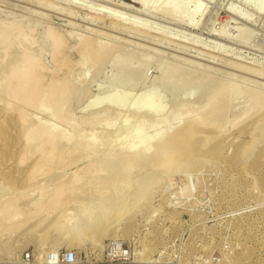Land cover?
<instances>
[{"label":"rangeland","instance_id":"1","mask_svg":"<svg viewBox=\"0 0 264 264\" xmlns=\"http://www.w3.org/2000/svg\"><path fill=\"white\" fill-rule=\"evenodd\" d=\"M248 1L183 0L180 12L177 13L181 18L176 14L175 19L174 16L169 18L162 8L154 12H145L139 5L128 0H40V2L38 0H0V22L4 19L3 23L22 21L29 25L33 24L36 28L33 33L35 39L41 38L40 27L45 28L51 24L50 19L53 18L55 19L53 25L61 31H73L81 36L93 34L100 41L112 45L113 50L111 56H108L110 60L107 58L99 69L88 71L84 81L79 83V87L76 88L77 93L74 92L71 102L69 101L68 108L72 110L64 112L67 115L62 120L51 119L43 114V111L28 110L25 116L27 119L23 125L49 120L55 123L57 121V125L61 123L59 127L66 128L63 129L64 131L71 130V123L79 125L80 129L79 117L90 115L92 111L90 104L95 100L111 94L118 98L125 96L126 102L122 108L109 106L98 113L100 116L109 115L113 118L115 122L111 125L82 124L87 134L94 133L97 138L100 136L111 138L122 131L121 125L128 117L139 116V119L147 117L148 111L145 113V110H142V113L135 105V100L142 93L159 94V102L161 101L163 109L161 118L168 116L165 113L169 114L175 104L181 105L184 101L191 108L187 116L192 115L197 107L204 104L207 91H210L214 83L223 79L237 84L238 89L248 88L251 90L247 91L248 94L260 91L264 96V0H254V3ZM146 2L153 5L157 0H146ZM66 7L76 13L75 18L71 15V18L69 17ZM230 7L237 12L249 15L250 19L245 20L237 14L229 13ZM124 25H127V31L120 29ZM18 44L14 47V53L11 52V55L5 58L0 56V66L3 65L4 60L16 55L18 50L21 51L23 46ZM38 44L36 42L32 44L33 46L30 45L31 49L38 52L42 50L40 53L44 61L51 65L45 47ZM113 45L116 46L113 47ZM114 58H117L118 62ZM172 65L173 71L176 69L174 71L176 76L180 70L177 65L178 67L181 65L182 70L184 67L186 70L190 68V71L186 74L184 72L186 70H181L184 74L180 71L181 76L179 73L176 77L171 69L168 71L170 74L166 70ZM196 70L203 71L199 74L207 72L208 75H213L214 77L207 75L213 81H209L211 85L208 84L207 77L206 82L202 81L201 74L195 73ZM193 71L195 75L197 74L196 77ZM189 72L191 78L188 77ZM170 77L171 79H168ZM194 84L200 87H195ZM128 87L133 89L130 88L128 91ZM128 92L132 95H128ZM244 96L245 94L236 95L235 99L228 101L229 106L227 105L225 109L227 116L223 114L220 119L222 121L219 120L223 134L221 138L218 136L210 142L213 144V149L220 150L222 147L223 156L212 154L191 159L192 161L177 160L171 158L170 152L164 149L167 153L161 150L160 156L153 158L154 161H162L160 157L164 155L162 158L168 159L166 167L162 170L163 173L162 171L155 173L150 169L151 166H145L141 173L139 171V174L130 177L128 185L123 183L122 177L117 175L114 165L112 166L109 162V170L100 172V178L99 175L85 176L88 185L83 182L85 181L83 178L80 181L82 188L75 190V196L70 194L71 196L67 197L65 194L67 198L64 197V200L59 201L55 209L48 214L43 210H37L36 213V208L33 209L34 205L27 208L26 204L39 198L36 193L41 186L45 189L50 188L49 186L56 182L54 180L56 174L67 181L73 178L72 171L81 163L69 161L66 165H62L57 160H53L55 163L52 161L50 166L44 169L45 172L42 169L30 175V166L37 156L33 154L34 152L27 151L24 157L28 158L22 163L19 162L18 156L21 155L24 144L20 137V133L22 134L24 130L23 125L19 126L7 113L4 114L0 110V138L3 139L0 140V196L8 194L6 186L8 190L9 188L11 190L10 196L13 194L20 196L17 212L12 213L11 222L15 220L17 222H13L14 224L4 222L3 217L9 212H4L5 204L1 203L0 197V218L2 219H0V264H65L62 255L67 250L75 254L73 264H264V154L259 155L260 152L264 153V122L257 123L258 126L253 128L254 132L251 129L253 134L251 132L240 134V136L237 134L238 128L244 125L250 128L258 118L256 110L259 103L257 106L251 104L252 101ZM4 118H7V125L2 124ZM159 118L157 123L160 125L156 127H159L160 133L166 132L168 128L161 125L162 120ZM252 137L254 143L252 142L251 151L247 152L248 155L251 154V157L246 155L242 158L247 161H244V164L246 162L244 166L241 157L238 156V150L242 142L241 145L248 143L252 141ZM219 140L221 142L215 144ZM62 144L60 147H63ZM69 144L64 147H68ZM98 147L99 150L104 149L96 151L99 154L98 157L104 156L102 155L104 152L111 151V148L103 143ZM153 147L152 141L147 140L139 150L150 151ZM157 158L160 159L157 160ZM181 161L182 163H179ZM51 166L55 167L54 171ZM102 177L106 178H103L106 183ZM46 178L47 180H44ZM48 178H51V184ZM141 179L143 184L139 182ZM146 180L148 185L145 183ZM94 181L97 182L94 183ZM101 181L103 184L99 183ZM118 185L121 187L119 190ZM137 189L142 192H135ZM92 200L97 203L94 201L92 208L78 218L86 207L84 205ZM119 200L128 203V212L124 213V219L120 218L117 225L109 227L108 233L114 235V238L98 237L96 232L88 233V231L82 238L72 236L70 231L73 227L74 229L79 227L78 222L80 220L83 222L85 216L89 217L85 221L91 222L92 214L96 217L109 214L111 209L118 206ZM32 211L35 213L32 214ZM119 211L122 212V209ZM16 214L19 215L15 216ZM63 214L67 218V225L60 222L59 218ZM116 215L120 214L118 215L117 212ZM112 246L116 247L114 256L110 250ZM26 254L29 256L28 259H25Z\"/></svg>","mask_w":264,"mask_h":264},{"label":"bare ground","instance_id":"2","mask_svg":"<svg viewBox=\"0 0 264 264\" xmlns=\"http://www.w3.org/2000/svg\"><path fill=\"white\" fill-rule=\"evenodd\" d=\"M38 1L40 2V0H38ZM128 1L139 5V7L142 8L143 10H145V12L146 11L154 12L157 9L162 8L165 10V12L169 18H172L174 16L175 19H176V14L178 12H180V5L183 2V0H157V2H155V4L149 5L148 2H146V0H128ZM253 1L254 0H249L248 2L254 3L255 1L254 2ZM42 3H44V2H42ZM122 4H124V3H122ZM49 6H50V4H49ZM44 8H46V7H44ZM47 9H49V8H47ZM228 12L231 14H235V15L237 14L245 20L250 19L249 15H247L243 12H237V10L233 9V7L232 8L230 7ZM60 13L61 12H59V14ZM66 13H68L69 17L71 15V16H73V18H75L76 13L71 12L70 9L67 8ZM177 15L180 17L179 14H177ZM91 16H93V15H91ZM99 16H100V14H99ZM50 20H51L50 21L51 24L47 25L45 28L40 27V33H41L40 39H35L33 37L34 31H36V28H34L35 26L33 24L29 25L26 22L14 21V20H13L14 22H11V23H3L2 21L0 22V56L2 58L3 57L5 58V56L11 55V52L14 53L13 52L15 49L14 47L18 43H19L18 45L22 44V46H23L21 51L18 50V52H16V55L10 57L9 59L7 58L8 60L3 59L5 62L3 61V65L0 66L1 71L3 69V72L0 71V73H1L0 74V99H1L0 110L4 114L7 113L10 116V119H13L15 121V123H17L19 126L23 125L25 123V121L27 119L25 116L28 113L27 112L28 110L41 111V112L43 111V114H45L46 116H49L51 119L52 118L54 120L57 119L58 121L62 120L63 117L67 115V114L65 115L64 112H66V111L69 112L72 110V108H68L69 101H70L71 97L74 95V92H76V90H77L76 88L79 87L78 86L79 83L83 79L86 78L85 76L88 73V71L99 69L105 63L108 56H111L110 55L111 52H113L112 47H111L112 45L110 46V45L106 44V42L104 43V42L100 41L97 36H95L93 34H91L90 36L89 35L81 36L79 34L74 33L73 31H61L58 27L53 25L55 23L54 22L55 19L52 18ZM118 22H119V19H118ZM133 22H135V21H133ZM126 24H129V23H126ZM115 27H116V25H115ZM138 28H139V26H138ZM120 29L127 31L128 28H127V25H124ZM135 31H137V29H135ZM163 35H164V33H163ZM36 42H38L40 44V46L45 47V49H46V51L50 57L49 59L51 61V65L44 61V57L42 56V53H40L42 50L40 52H38V51L31 49L30 45H32ZM109 44H111V43H109ZM20 46H18V47H20ZM115 46L113 45V47H115ZM117 46H119V45H117ZM108 59L110 60V58H108ZM114 60L116 62H118L117 58H114ZM120 61H121V59H120ZM119 64L122 65V63H119ZM123 64H125V63H123ZM118 66H120V65H118ZM173 67L174 66L172 65V67L167 68L166 69L167 72L170 69L173 71V69H172ZM180 67H181V65H180ZM180 67H178V65H177L178 70L180 69L179 70L180 74L177 73V76H178V74H179V76H181V72L186 70L185 67H184V70H182ZM192 69L194 70V68H192ZM166 70H164V71L166 72ZM174 71H173V73L172 72L171 73L175 74V76H176V73H174ZM187 71H190V68H188V70H186L184 72H186V74H187L188 73ZM196 71L197 72H195V73H197V74H199V72H203V71L198 72V70H196ZM92 72H94V71H92ZM167 72L165 73L166 75H167ZM258 72H261V71H258ZM122 73H124V72H122ZM193 74H194V71H193ZM256 74H258V73H256ZM196 75H195V77H196ZM207 75H208L207 72L202 73L200 76V79L202 81L205 80L204 82H206V79L208 78V76L210 74L208 76ZM260 75L262 76L263 74H260ZM210 76L212 77L213 75H210ZM188 77H190V72H189ZM190 78H188V79H190ZM168 79H171V77ZM172 79L174 80L173 77H172ZM196 79H198V77ZM210 79L211 78L209 77L207 81L213 82ZM193 80H195V79L193 78ZM223 80H221L219 82L217 81L216 83H214V85L212 83L214 88L211 86L213 89L211 88L212 90L210 89V91H207L208 92L207 97H206L207 99L205 98L204 104L203 105L201 104L200 107H197V110L194 111L195 113H193L190 116H187V113L189 112V110L191 108L183 100L184 103H182L181 105L175 104L174 107L172 108V110L169 109L170 110L169 114L165 113L168 116L164 115L166 117L161 118L163 116L161 114L163 109H162V106L160 104L161 101L159 102V96H158L159 94L158 95H156V94L147 95V94L141 92L142 94L141 95L139 94L137 99L135 100V105L137 106V109H140L141 111L145 110V113H146V111H148V114H146L147 117L144 116L143 119H139V116L138 117L133 116L132 118L128 117L126 120H124L123 124L121 125L122 131L117 133L115 136H113L111 138H108L107 136L102 138V136H100L102 138L100 140V139H98L100 137L97 138V136L94 133L87 134L86 132H84L82 124L90 125V126L98 124V123L99 124L102 123L104 125H109V124L111 125L112 123L115 122V120L113 118L109 117V115H105V116L101 115L100 116V115H98V113L100 111L104 110L105 108L107 109L109 106L112 108L113 107L117 108V109H120V107L122 108L126 102L125 96L118 98L112 94L111 95L109 94L110 96H108V97L105 96V97H102L100 99L95 100L93 103L90 104L91 110H92V111H90L91 113H89L90 115L87 116V115L82 114L83 116L79 117L81 119V121L79 122L80 123V129L78 128L79 125H76L75 123H71L70 124L71 128L68 127L71 130L70 129H69L70 131L65 130L66 131L65 132L63 129H66V128L61 129V126L59 127V125L61 123L59 125H57L56 124L57 121L55 123V122H52L49 120H46L44 122H40L41 120L35 121V124H31V125L29 124L30 126L27 125L29 127L23 125L24 130L22 131V134L20 133V131H19V133H20V137H21L24 144L22 145V149L20 152L21 155L18 156V157H20V159L18 158L20 161L18 159L17 160L21 163L24 162V159L28 158L27 156H26L27 158L24 157L26 155L27 151L34 152L33 154H36L37 157L29 169L30 175L38 173L42 169H43V172H45L44 169H47L53 160H57L58 163L62 164V165L63 164L66 165V163L69 161L71 163H75V162L81 163V164H78L75 166V169L72 171V174L70 173L71 176L73 177V178L69 177V178H71L70 180L67 181L65 178H62L61 175L56 174L54 177V180H56V182L52 183V185L49 186L50 188L47 187L48 189L47 188L45 189V188H43V186H41L40 187L41 189L40 190L38 189V191L36 193L39 196V198H35L33 201H30L29 203H27L26 204L27 208H30L31 205L32 206L34 205L33 209L36 208V213H37V210H39V211L43 210V211L47 212V214L52 212L55 209V207L57 206V204L59 203V201H61L64 197L66 199L68 196L74 195L76 193L75 190L78 191V189L82 188L80 185V181L85 176L87 177V175L90 174L91 176L94 175V177H96V175H99V178H100V174H99L100 172H103V171L105 172L106 170H109V168H108L109 162L111 163L112 166L114 165L113 168H114V170H116L117 175L118 176L120 175L122 177L123 183L128 185L127 183L129 181L130 177L133 176L134 174H139V171L141 173L142 169L145 166H148V165L151 166L150 169H152L155 173H156V171H157V173L159 171H162L166 167V165L168 163V159H166V158L163 159L162 157L164 155H162V157H160L162 159V161L159 160L160 158L159 159L157 158V160H159V161H154V160L156 159L155 157L157 155L160 156V154H159L160 151L164 150V149L167 150V152L168 151L170 152L169 155L171 158H174L177 160L198 159L200 157L209 156L212 154H218L220 156V154H222V151H221L222 147H220V150L213 149V144H210V142L214 138L215 139H216V137L218 138V136L221 138V135L223 134L222 133L223 129H221V125L219 123V120L221 119L223 114H225V109H226V106L228 105V103L231 102L233 99H235L236 95H242L243 96L245 94V96L249 100L252 101V102L250 101L251 104L253 103V104H256V106H257L259 103L258 109L256 110V112L258 113V115H257L258 118L254 121L255 124L253 126H251L250 128H248L245 125L238 128L237 134L239 136H240V134H243V133L250 134L251 129L253 131V128H255L257 123L264 122V96L260 93V91H258V92L254 91V92H251L248 94L247 91H249V92L251 91L248 88H247L248 90L245 89L246 87L238 89L236 87L237 84L231 83V82L225 81V80L223 81ZM86 81H88V80H86ZM176 82H177V78H176ZM192 82L190 83L191 85H192ZM195 82H196V80H195ZM185 84H186V82H185ZM208 84L211 85L210 82ZM205 85H206V83H205ZM193 86H195V84ZM195 87L199 88L200 85H197ZM206 87H208V86H206ZM130 88L128 91H130ZM131 89H133V88H131ZM126 90H127V87H126ZM207 90H209V89H207ZM85 92L87 93V91H85ZM118 92H120V91H118ZM123 92H125V91H123ZM114 93L115 92H113V94ZM84 94H82V95L84 96ZM102 94H104V93H102ZM127 94L129 95L130 93L128 92ZM87 95H88V93H87ZM130 95H132V93ZM91 101H93V99H91ZM243 101H245V100H243ZM246 101H247V99H246ZM256 106H255V108H256ZM227 108H229V107H227ZM143 111H142V113H143ZM136 113H141V112L137 111ZM160 114H161V117H160ZM225 115L227 116V114H225ZM142 117H140V118H142ZM159 117L162 120L161 125H164L165 128H168L166 132L160 133L159 129H158L159 127H156V126L160 125L159 123H157V120ZM38 119H40V118H38ZM47 119H48V117H47ZM6 121H7V118H4L2 120V124L7 125ZM220 121H222V120H220ZM9 122H10V120H9ZM70 122H73V121H70ZM85 125H84V128L86 127ZM129 128H130V130H127ZM225 129H226V127H225ZM253 132H251V133L253 134ZM0 135H1V133H0ZM238 135H236V137H238ZM223 138H224V136H223ZM247 139H249V138H247ZM250 139H251V136H250ZM0 140H3L2 137L0 138ZM147 140L152 141V143L154 144L153 149L150 151L139 150L141 145ZM220 140L217 141L215 144H217L218 142H221ZM226 140H228V138H226ZM252 142L254 143V138L252 139V141H249L248 143L245 142V144L241 145L243 143L242 142L240 144V147H239L240 150H238L239 152L238 151L237 152L239 154L238 156H240L241 159L245 158L246 155L248 157H251L250 156L251 154L248 155L247 152L249 153L251 145L253 144ZM62 143H64V145ZM102 143L105 144L106 146L110 147L111 151L109 150V153H108V151L106 153L104 152L105 154L103 152H102L103 154L101 152H99L100 154H102L104 156L98 157L97 155H99V154H97L96 151L98 152V150H99L98 145H102ZM61 144L63 145V147L65 145H68V144H69V146L63 148V147H60ZM219 145L221 146V144H219ZM95 146H97L98 149ZM70 150H72V151H70ZM103 150L104 149H102L101 151H103ZM74 151L76 152L75 154H74ZM167 152L165 151V153H167ZM263 154H264L263 152L259 153L260 156H262ZM165 156H167V155H165ZM222 156H223V154H222ZM153 158H155V159L153 160ZM261 158L262 157H260V159ZM202 159H206V158H202ZM242 161L244 164V161H246V160L242 159ZM246 162H245V164H246ZM179 163H182V161ZM171 164H172V162H171ZM238 164H240V163H238ZM245 164H244V166H245ZM62 165H60V166H62ZM58 166H57V170H58ZM52 168L54 171L55 167H52ZM52 168H50V169H52ZM59 169H61V167ZM48 172H51V171H48ZM48 172H47V174H48ZM112 172H114V171H112ZM162 173H163V171H162ZM64 174H65V172H64ZM113 175H115V174L113 173ZM110 176H112V175H110ZM150 176H152V175H150ZM51 178L53 179V177H51ZM51 178H48V179H50V180H48L49 184H51L50 183L52 181ZM103 178L106 179L105 177H102V179ZM87 179H89V177ZM44 180H47V178ZM84 180H85V178H84ZM104 181L106 183V180H104ZM107 181L109 182L108 179H107ZM142 181L143 180L141 179V181H139V182L142 183ZM150 181H151V179L149 180V182ZM40 182H41V180H40ZM45 182L46 181H44V184H46ZM83 182H86V180ZM96 182L94 181V183H96ZM86 183L88 185V181ZM94 183H92V184H94ZM99 183L103 184L102 181ZM145 183L147 184V180ZM126 185H124V186H126ZM121 186H123V185H121ZM139 186H140V184H139ZM85 187H87V186H85ZM95 187H97V186H95ZM106 187H107V185H106ZM137 187H138V185H137ZM120 188L121 187L119 186L118 190ZM6 189H7V193L9 194V192H11L10 188H9L10 191L8 190L7 186H6ZM14 191L19 193V191H17V190H14ZM79 191H81V190H79ZM90 191H92V190H90ZM20 192H21V190H20ZM45 192H47L48 194L46 193L47 194L46 195ZM82 192H83V190H82ZM135 192L138 193L139 190L137 189V191L135 190ZM135 192H134V194H135ZM141 192L142 191H140L139 193H141ZM7 193H5V194H7ZM90 193H92V192H90ZM3 194H4V192H3ZM10 194H9V197H7V195H5V196L1 195L0 196L2 198L1 203L5 204L4 205L5 206L4 212H9V213H6L5 216L3 215L4 216L3 217L4 222L8 221L9 224H10L11 220L13 219L12 213L17 212L16 210L18 209V205H19L18 201L20 198L19 195L13 194L12 196H10ZM20 194H22V193H20ZM65 194L67 197L64 196ZM90 195L91 194H89V196ZM139 195H142V194H139ZM139 195H138V197H140ZM109 197H110V195H109ZM132 197L134 198V196H132ZM136 198H137V196H136ZM71 199H70V202H71ZM112 199H113L112 201H114V198H112ZM67 200H69V199H67ZM94 201L92 200V202H88L87 205L85 204L84 206H86V207L82 206V207H84V210L80 213V216H78V218L79 217L81 218V216L83 215L84 212H86L87 210H90V208H92ZM81 202H82V200H81ZM124 202H125V199H124ZM116 203L117 202H115V204ZM79 204H81V203H79ZM113 206H114V204H113ZM116 209H118L117 212H118V215L120 214L119 216L116 215L117 214ZM120 209H122V212L119 211ZM32 212H33L32 214L35 213V211H32ZM127 212H128V203L127 202L123 203L121 200H119L118 206H116L114 209H111V212L109 214L104 213L105 214L104 216L98 215L97 217L94 216V214H92V216L90 218V220H92L91 222H88L89 220L85 221V219L89 218V217L85 216L86 218L84 217L83 222H81L82 220H80V222L77 221L79 227L75 226L77 228L74 229V227H73L72 231H70V230H67V231H70L72 236H76L79 238H82L84 236V234L87 233V231H88V233L89 232H92V233L96 232V234H98V237L106 236V237L111 238L114 235L108 233L109 227H112V225L116 224L117 222H120V218H122L123 215H125L124 213H127ZM64 214L62 216H60L59 219L63 225H67L68 221L66 220L67 218H66V216H64ZM18 215L16 214L15 216H18ZM122 219H124V217ZM13 222H11V223H13ZM15 222H16V220H15ZM4 225H6V224H4ZM68 234H69V232H68ZM68 234H67V236H68ZM72 236H70V239H72L71 238ZM78 239H76V240H78Z\"/></svg>","mask_w":264,"mask_h":264},{"label":"built area","instance_id":"3","mask_svg":"<svg viewBox=\"0 0 264 264\" xmlns=\"http://www.w3.org/2000/svg\"><path fill=\"white\" fill-rule=\"evenodd\" d=\"M115 246H112L111 248H110V250H111V254H112V256H114V250H115ZM28 255L26 254L25 255V259H28ZM62 260H63V262L65 263V264H73L74 262H75V254H74V252L73 251H71V250H67L63 255H62Z\"/></svg>","mask_w":264,"mask_h":264}]
</instances>
